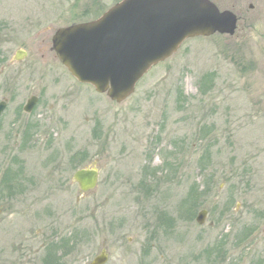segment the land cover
Masks as SVG:
<instances>
[{
  "label": "rangeland",
  "instance_id": "obj_1",
  "mask_svg": "<svg viewBox=\"0 0 264 264\" xmlns=\"http://www.w3.org/2000/svg\"><path fill=\"white\" fill-rule=\"evenodd\" d=\"M117 1L0 0V264H264V0H212L234 33L185 40L120 102L50 49Z\"/></svg>",
  "mask_w": 264,
  "mask_h": 264
},
{
  "label": "water",
  "instance_id": "obj_2",
  "mask_svg": "<svg viewBox=\"0 0 264 264\" xmlns=\"http://www.w3.org/2000/svg\"><path fill=\"white\" fill-rule=\"evenodd\" d=\"M237 17L220 10L211 0H120L98 18L58 28L51 49L79 82L120 102L134 91L135 83L152 66L169 58L188 38L214 33H234ZM18 50L15 59L20 60ZM36 97L24 106L30 111ZM0 102V112L4 107ZM73 179L81 191L97 183L96 167L75 170ZM205 210L196 221L203 224ZM101 250L86 264H105Z\"/></svg>",
  "mask_w": 264,
  "mask_h": 264
},
{
  "label": "flooded vegetation",
  "instance_id": "obj_3",
  "mask_svg": "<svg viewBox=\"0 0 264 264\" xmlns=\"http://www.w3.org/2000/svg\"><path fill=\"white\" fill-rule=\"evenodd\" d=\"M51 37H52V36H51ZM50 49H51V47H50ZM15 60H16V59H15ZM31 97H36V101H35V104H36V102H37V96L32 95V96H30V98H31ZM30 98H29V99H30ZM29 99H28V100H29ZM28 100H27V101H28ZM27 101H26L25 105L27 104ZM0 102H4V104H6V102L3 101V100H1ZM35 104L33 105L32 109L34 108ZM25 105H24V106H25ZM24 106H23V110H24ZM4 107H5V105H4ZM4 107H3V109H4ZM3 109H2V110H3ZM32 109H31L30 111H25V110H24V111H25V112H31ZM1 112H2V111H1ZM1 112H0V113H1Z\"/></svg>",
  "mask_w": 264,
  "mask_h": 264
}]
</instances>
